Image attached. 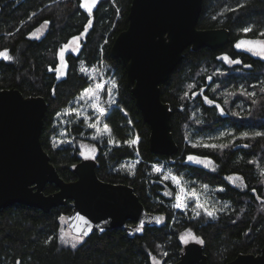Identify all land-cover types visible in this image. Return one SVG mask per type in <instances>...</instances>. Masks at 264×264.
Returning a JSON list of instances; mask_svg holds the SVG:
<instances>
[{
    "label": "trees",
    "instance_id": "1",
    "mask_svg": "<svg viewBox=\"0 0 264 264\" xmlns=\"http://www.w3.org/2000/svg\"><path fill=\"white\" fill-rule=\"evenodd\" d=\"M131 2L98 0L89 14L82 0H0V52L13 57H0V88L15 87L26 96L46 98L42 145L61 177L75 180L73 168L82 159L79 148L52 144L54 119L90 85L80 63L92 66L105 61L116 82L115 101L103 116L113 143L105 136H85L97 148V174L105 181L131 185L148 211L162 214L163 224L139 228L132 235L117 228L95 231L75 247L64 246L59 231L62 218L73 209L70 201L50 212L15 203L0 210V264H154L152 256L163 253L162 264H174L181 255L180 234L185 229L203 240L210 264L261 250L264 136L252 134L264 132V59L236 48L235 42L264 37L260 35L264 33V0H203L197 26L226 27L231 41L216 49L186 48L168 80L160 84L161 98L172 110L171 130L179 146L172 156L150 150V127L127 85L126 67L110 53L115 37L128 26ZM246 27L252 31L245 34ZM77 35L83 38L82 47L78 53L69 52L67 65L61 68L59 50ZM222 54L241 63L229 70ZM217 69L225 73H214ZM220 88H227L229 97L220 94ZM195 90L199 92L193 95ZM241 90H255L257 98ZM240 98L253 109L241 112L235 106ZM71 129L79 136L90 133L81 124ZM244 132L249 133L247 138L241 135ZM136 138V144L127 143ZM213 144L226 146H206ZM192 155L211 158L217 168L192 162L188 159ZM130 159H137L134 167L123 168ZM156 162L167 165L190 188L203 190L205 207L215 208V215L208 216L194 201L177 207L174 197L164 193L175 187L154 171ZM234 177L241 179L243 188L233 183ZM56 190L52 183L45 187L46 193Z\"/></svg>",
    "mask_w": 264,
    "mask_h": 264
},
{
    "label": "water",
    "instance_id": "2",
    "mask_svg": "<svg viewBox=\"0 0 264 264\" xmlns=\"http://www.w3.org/2000/svg\"><path fill=\"white\" fill-rule=\"evenodd\" d=\"M202 8L203 0H132L128 26L111 45L110 53L123 61L127 85L150 127V150L158 155L172 156L179 150L171 130L172 110L161 98L160 84L186 48L216 49L231 41L226 27L197 26ZM47 108L42 95L0 88V210L19 203L50 212L70 201L67 225L83 238L115 228L132 235L135 227H160L162 214L148 211L131 185L101 179L95 158L76 163L75 180L61 177L41 142ZM49 183L57 190L46 193ZM129 220L136 224L129 225ZM174 264H209L203 244L186 243ZM227 264H264V240L260 254L239 253Z\"/></svg>",
    "mask_w": 264,
    "mask_h": 264
},
{
    "label": "rangeland",
    "instance_id": "3",
    "mask_svg": "<svg viewBox=\"0 0 264 264\" xmlns=\"http://www.w3.org/2000/svg\"><path fill=\"white\" fill-rule=\"evenodd\" d=\"M82 3H83V0H82ZM74 37H79V41H73L72 40L73 37H72L69 40V42L64 44L59 50L58 58H59L61 68L67 65L66 55L69 52L78 53L82 47V44H83L82 36L77 35ZM240 41H246L247 43H245L244 45H242L241 48H238V49L246 50L250 52L251 54H253L254 56L264 59V56L257 54L261 46V43H264V37L262 38H241L235 42V47H236V44ZM65 45H67V47H65ZM62 48L64 49L63 59H61V55H60ZM249 49H252V50H249ZM225 55L226 54H222L220 58L228 65L229 67L228 69L230 70L232 69L233 65H235L236 63H229L228 61L223 59ZM80 70L89 77L90 85L84 90H82L81 93L78 96H76L70 102L68 106L60 110L55 116V119H54L55 130L52 135V144L54 146H63V145H69V144L77 145V147L79 148V155L82 158H94L97 154V148L90 140H87L85 136L93 137V138H96L98 136H105L109 138L111 143H113V140L109 137L110 131L104 132L102 130L105 125L103 123V116L107 110V107L110 104H112L116 98V92H115L116 82H115V77H114L113 72L109 73V65L105 61H102L92 66H88L84 62H81ZM214 73H219L220 75H223L225 72L217 69V70H214ZM210 79H211V75L208 76V81ZM97 85H99L100 87L97 88ZM86 90H91V91H88L87 95H85ZM198 92L199 90L193 91L194 93L193 95H195ZM227 92H228L227 88H220V94L224 95V97L225 96L229 97ZM241 93L243 95L247 94L248 97L251 96L253 97V99L257 98V92H255V90H250V91L241 90ZM94 96L96 98H93ZM244 101L245 100H242L240 98V100L235 102V106L239 107V110L241 112H245L250 109H253V106L251 104L245 105ZM98 109H103V112L101 113L100 111H98ZM220 109L223 110V108L221 107ZM77 124H81L86 130H90V133L88 135L83 134V136L76 135L72 131L71 128L73 125H77ZM92 124H96L97 126L91 127L90 125ZM134 140H137V138ZM192 156L201 158L202 162H196L192 160V162L196 164L202 165L212 170L217 168V164L215 163V161L209 157H204V156H199V155H192ZM136 162H137V159L126 160L125 162H123L122 167L132 168L134 167ZM157 168H159L160 171H157L156 170ZM153 169L155 172L161 175L162 179L166 181H170L174 185L175 187L174 189H171V188L166 189L164 193L168 197H174L175 205L186 204L188 206L190 203H192V201H194V203L192 204L195 206H197L198 203L204 204L203 197H205V192H203V190L196 191L195 189L190 188L188 185H186L182 181L180 177L172 173L169 167L167 165H164L163 162H156L153 165ZM165 177L179 178L180 185L178 186L177 183L173 179L171 178L165 179ZM232 181L234 184H236L240 188L244 187V184L240 178L234 177ZM74 236H78V235H75L71 232V230L69 229L67 225V220L63 217L61 228L59 231V238L61 240L62 245L72 246V243H75L76 245H78L83 241V237L81 241H71V238ZM194 237L201 239L191 229H185L180 234V240L182 244H186L190 241H197V239H195ZM161 255H164V253ZM161 255L159 256L153 255L152 262L154 264H162L163 257Z\"/></svg>",
    "mask_w": 264,
    "mask_h": 264
},
{
    "label": "snow or ice",
    "instance_id": "4",
    "mask_svg": "<svg viewBox=\"0 0 264 264\" xmlns=\"http://www.w3.org/2000/svg\"><path fill=\"white\" fill-rule=\"evenodd\" d=\"M96 2H97V0H91V2H90V0H83V3L81 4V6L84 7L89 14H91L92 11H93V8L96 5ZM45 23H49V22L46 21ZM91 23H92V21L89 20L88 21V26L89 27L91 26ZM242 31L245 34H247L248 32L252 31V29L250 27H246V28L242 29ZM260 35L261 36H264V33H260ZM72 40L73 41H79V37H73ZM245 43H247V42L246 41H240V42H238L236 44V47L237 48H241L242 45H244ZM65 47H67V45H65ZM249 50H252V49H249ZM257 54L264 56V43H261V46H260L259 51L257 52ZM60 55H61V59H63L64 58V49L63 48L61 49ZM0 57H2L3 59H7V60L13 59V57L10 56V55H8L6 51L5 52H0ZM223 59H225L229 63H241V61H239V60H231V58L228 57V56H226V55L223 57ZM99 87L100 86L97 85V88H99ZM88 91H91V90H86L85 95H87ZM93 98H96V97L94 96ZM208 102L209 103H212V101H208ZM98 111H100L102 113L103 112V109H98ZM90 126L91 127H96L97 125L96 124H92ZM102 131L108 132L110 130L108 129V126L105 124ZM241 135L243 137L247 138L249 136V133L248 132H244ZM252 135H254L255 137H260V136H264V132H255ZM127 143L129 145H134V144L137 143V140H129V141H127ZM206 146L207 147L216 148V147H225L226 145H216V144H213V145H206ZM188 159L189 160L196 161V162H202L201 161V158H199V157L189 156ZM156 170L157 171H160L159 168H157ZM169 178L173 179L177 183L178 186L180 185V179L179 178H176V177H165V179H169ZM193 195H195V194H193ZM176 206L177 207H181V206L186 207L187 205L186 204H183V205L178 204ZM197 207L200 208V209H202L208 216H214L215 215V212L217 211L215 208L209 209V208L205 207L204 204H200V203L197 204ZM197 215H199V213H197ZM79 218L80 219H84L83 217H79ZM87 223L88 222L85 221V224H87ZM141 227H142V225H141ZM194 238L197 239V241L199 243H203V240L202 239H199V238H196V237H194ZM81 240H82V237L81 236H74V237L71 238V241H81ZM75 246H76V244L75 243H72V247H75Z\"/></svg>",
    "mask_w": 264,
    "mask_h": 264
},
{
    "label": "flooded vegetation",
    "instance_id": "5",
    "mask_svg": "<svg viewBox=\"0 0 264 264\" xmlns=\"http://www.w3.org/2000/svg\"><path fill=\"white\" fill-rule=\"evenodd\" d=\"M128 224H129V225H130V224L133 225V224H136V222H135V221H130V220H129V221H128ZM117 229H118V228H117ZM138 229H139V227H135V231H134V233H135ZM121 230H122V229H121ZM124 231H125V230H124ZM134 233H133V234H134ZM263 240H264V239H263ZM202 244H203V243H202ZM184 245H185V244H183L182 250H183V248H184ZM262 246H263V244H262ZM203 248H204V246H203ZM261 249H262V247H261ZM182 250H181V252H182ZM260 253H261V250H260L259 252H257V253H253V254L258 255V254H260ZM238 254H239V253H238ZM238 254H237V255H238ZM237 255H236V256H237ZM236 256H235V257H236ZM235 257H234V258H235ZM234 258H233V259H234ZM233 259H231V260H233ZM231 260H229V261H227V262H225V263H223V264H227V263L230 262ZM208 261H209V259H208ZM209 264H210V263H209Z\"/></svg>",
    "mask_w": 264,
    "mask_h": 264
}]
</instances>
